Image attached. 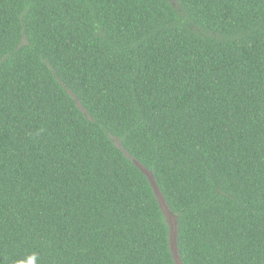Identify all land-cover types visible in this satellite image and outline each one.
<instances>
[{"label": "trees", "instance_id": "obj_1", "mask_svg": "<svg viewBox=\"0 0 264 264\" xmlns=\"http://www.w3.org/2000/svg\"><path fill=\"white\" fill-rule=\"evenodd\" d=\"M264 264V0H0V264Z\"/></svg>", "mask_w": 264, "mask_h": 264}, {"label": "water", "instance_id": "obj_2", "mask_svg": "<svg viewBox=\"0 0 264 264\" xmlns=\"http://www.w3.org/2000/svg\"><path fill=\"white\" fill-rule=\"evenodd\" d=\"M133 161L135 162V164L141 168V170L146 173L149 177V180L153 186V189L155 191V194L160 202V205L162 207V209L164 210V212L167 215V220L169 222V225L171 226V236H172V240H171V249L176 261V264H182L180 259H179V255L177 252V247H176V240L174 239V237L176 236V226H175V219H174V214L173 212L169 209L168 205L166 204V201L158 187V185L155 182V179L153 177V174L151 173V171H149L146 167H144L138 160H136L135 158H132Z\"/></svg>", "mask_w": 264, "mask_h": 264}]
</instances>
